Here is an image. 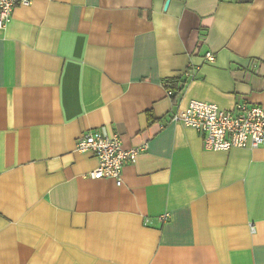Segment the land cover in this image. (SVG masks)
<instances>
[{
  "label": "crops",
  "instance_id": "obj_1",
  "mask_svg": "<svg viewBox=\"0 0 264 264\" xmlns=\"http://www.w3.org/2000/svg\"><path fill=\"white\" fill-rule=\"evenodd\" d=\"M29 1L0 30V264H264L263 151L169 122L264 108V0ZM99 128L144 147L119 186L75 148Z\"/></svg>",
  "mask_w": 264,
  "mask_h": 264
},
{
  "label": "built area",
  "instance_id": "obj_2",
  "mask_svg": "<svg viewBox=\"0 0 264 264\" xmlns=\"http://www.w3.org/2000/svg\"><path fill=\"white\" fill-rule=\"evenodd\" d=\"M29 0H0V30L10 23L13 11L18 6H28ZM205 58L213 62L214 57L207 53ZM185 76L193 78L189 72ZM167 95L173 91L165 83ZM184 83L178 84L182 89ZM170 123L182 125L196 131L203 139L205 150L213 152H228L232 149H258L264 155V108L251 105L246 101L238 103L232 110H223L215 104L190 101L183 110H177L170 116ZM79 153H91L97 161L96 169L89 174L92 179H112L116 185L121 184V171L127 162H133L135 157L144 150L137 147L124 150L118 134L99 128L88 133L75 142ZM163 220L167 215H162Z\"/></svg>",
  "mask_w": 264,
  "mask_h": 264
},
{
  "label": "trees",
  "instance_id": "obj_3",
  "mask_svg": "<svg viewBox=\"0 0 264 264\" xmlns=\"http://www.w3.org/2000/svg\"><path fill=\"white\" fill-rule=\"evenodd\" d=\"M169 88L173 91V95L171 98H172L173 102H175L176 97L178 96V94L181 90L177 89V84H174V83H169Z\"/></svg>",
  "mask_w": 264,
  "mask_h": 264
},
{
  "label": "water",
  "instance_id": "obj_4",
  "mask_svg": "<svg viewBox=\"0 0 264 264\" xmlns=\"http://www.w3.org/2000/svg\"><path fill=\"white\" fill-rule=\"evenodd\" d=\"M167 4H168V1L166 2V6H167Z\"/></svg>",
  "mask_w": 264,
  "mask_h": 264
}]
</instances>
